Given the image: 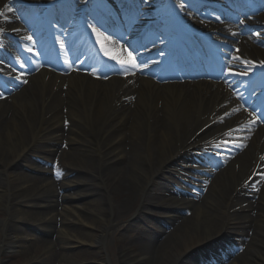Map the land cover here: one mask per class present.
Instances as JSON below:
<instances>
[{"label": "bare ground", "instance_id": "bare-ground-1", "mask_svg": "<svg viewBox=\"0 0 264 264\" xmlns=\"http://www.w3.org/2000/svg\"><path fill=\"white\" fill-rule=\"evenodd\" d=\"M54 1L0 0V11L5 13L0 16V80L6 90L11 82L19 86L17 92L0 95V173L7 176V182H0V207L6 208L5 218L0 219V253L25 247L27 234L20 226L29 221L20 213L21 205L30 201L29 208L40 210L39 227L60 216L55 232L58 245L66 250L61 255L67 264L64 260L73 259L81 244H99L114 221L113 214L121 218L132 207L133 197H139V213L159 208L167 213L168 222L152 234L138 231L129 244L135 243V248L120 254L127 262L177 264L190 250L237 231L236 240L244 252L226 264H264V124H259L252 111L254 103L262 101L259 94L245 101L231 86L171 79L167 71L137 61L133 67L128 63L130 52L113 39L126 42L133 26L107 29L113 38L98 39L111 57L102 66L82 62L79 54L69 51L67 47L76 41L93 52L80 37L68 38L66 47L56 54L35 52L44 35L31 11H47ZM231 2L237 5L236 0ZM16 4L24 8L20 15ZM191 4L185 29L203 33L213 24L215 12L204 11L193 0ZM192 15H197L195 20ZM17 18L24 22L22 30L35 29L32 40L16 36L12 22ZM160 30L165 36L154 47L167 49L172 44L168 41L172 30L165 24ZM257 32L264 38V28ZM15 44L18 54L12 56ZM237 53L256 59L258 69L264 68L263 48L250 45L246 50L241 44ZM230 69L225 68L220 77L235 89L247 88L248 80ZM215 136L221 139H211ZM209 141L221 142L215 151L220 155L233 145L240 150L215 170L206 167L209 159L192 154L197 149L208 150L204 145ZM62 143L76 151L74 155L83 159L84 167L68 164L65 178L59 181L55 168L45 170L36 161L28 167L43 173L40 182L33 175L11 178L9 167L32 153L36 145L34 156L43 161ZM206 154L212 156L214 151ZM185 160L202 165L186 171L189 164ZM76 171L85 176L70 179ZM171 172L174 180L163 182ZM57 187L62 193L58 194ZM27 189L29 194L20 195ZM117 189L123 199L112 207L110 198ZM52 196L61 207L55 214ZM179 209L191 210L193 217H177ZM34 258L32 264L52 260L49 255Z\"/></svg>", "mask_w": 264, "mask_h": 264}, {"label": "rangeland", "instance_id": "rangeland-1", "mask_svg": "<svg viewBox=\"0 0 264 264\" xmlns=\"http://www.w3.org/2000/svg\"><path fill=\"white\" fill-rule=\"evenodd\" d=\"M260 9L263 10L264 8H260ZM224 21L228 23L231 22L230 20H224ZM252 26L254 27V24H252ZM247 28L249 30L248 37L251 40L247 39V42L244 43L245 49L248 50V48H250L249 44L250 45L258 44L262 46L261 48H264V40H262L257 35H255V37L254 36L250 37L249 35L251 34L252 36V34H254L255 32L253 28L251 29L249 27ZM237 40H240V38H238ZM231 50L233 51L232 47ZM243 57H245L244 53H243ZM239 59L242 58L239 56ZM37 148L38 147L36 145L32 153L31 152L27 153L24 159L13 163L9 167L8 170L12 174L11 178L33 175L37 177V179H33V180H35L36 182H40L44 178L43 173L42 172L35 173L28 167L30 163L36 161H38L40 163V166L43 167V169L45 170L48 169V167L55 168L59 172L61 178L63 179L65 178V170H67L68 164L73 162L74 164L78 165L80 168L84 167V163L82 162L83 159L78 155L75 156L74 154L76 153V151L71 150V148L67 144L65 145L60 144L59 146H57L50 153V159L43 161L37 160V158H35L34 156L36 154ZM231 158L232 156L224 160H218L214 162V164L212 162L213 168L216 169L220 168V166L227 164ZM80 176L84 177L85 175L82 171H78V172L76 171L72 175H70V179L74 180L76 178H79ZM6 180H7L6 174L0 173V182L5 183L7 182ZM172 180L174 179L171 172V174L167 173L166 180H162V181L163 182L169 181L168 184H170ZM56 190L58 194L62 193V190L59 189L58 187L56 188ZM69 192H71V190H69ZM29 193L30 190L27 189V191L25 192L23 191V193H21L20 195L23 194V196H26ZM122 199L123 197L120 195V189H117L114 195L111 196L110 198V205L113 207ZM56 200L57 197L52 196L50 202L51 208L54 210V214L61 210V207L60 205L57 204ZM132 200H133L132 207L130 208V210L124 211L123 216L121 218H118L116 217L115 214H113L112 218L114 219V221L106 228L104 237L99 244H97L96 242H94L93 244H81L77 249V255L74 256L73 259H68V258L65 259L64 262L67 263L68 261L67 264H131V262H127L126 260H124L120 256V254L123 250L129 249V251H131V249L135 248V243L131 246H129V244L134 242L132 238H134L136 233L140 230H144L145 232H147V234H152V232L154 233L156 231V228L164 227V225L166 224L165 222H168L166 212L157 208V209H153L152 212L139 213L138 208L140 204L137 203L139 197H136L135 199L133 197ZM60 202L62 201L58 196V203ZM31 205H32V201H30L27 204L21 205L20 214L27 221H29L28 223H23L20 226V228H23L24 232L27 234V242L25 244V247L9 248L5 252L0 253V264H32L31 260L35 259L34 257L42 258L43 256L46 255L52 256V260L49 259L44 263H34V264H63V257L61 254L66 250L58 245V241L60 240V238L56 235L55 232V230H57L60 226V216H56V217L54 216V218L51 220L50 223H48L46 227H41V226L39 227L40 224H37V220L40 217V214L38 213L40 210L37 207L29 208V206ZM205 207H207V205L203 206L204 210ZM182 210H185L184 212L186 214H189V216L185 215L187 218H189L192 215L191 210L189 209L187 210L179 209L177 217L184 216V214L180 212ZM4 213H6V208L1 206L0 219L5 218ZM143 217L145 220L143 219ZM176 220L180 222V219H176ZM2 234H3V230L0 227V239L2 237ZM236 234L239 235L237 231L235 233H232V235L226 236V234H223V236L214 239L213 241L207 243V245L200 246L195 250L194 249L190 250L178 261L177 264H201L198 262V260L200 259H202V262L204 264H226L225 262L228 258L231 259L235 257L238 253L244 252V250L240 249V246L238 245V241L236 240ZM221 237L224 238L219 240ZM47 243L49 244L51 243V244L48 245V247L46 248ZM132 246H134V248ZM215 247H218L225 254L223 255L224 257H219V258L216 257L215 253H217V251L215 250ZM168 252L171 253V250L168 249ZM54 254L56 256H54ZM140 262L142 264L144 261H140ZM151 264H155V263L153 262Z\"/></svg>", "mask_w": 264, "mask_h": 264}, {"label": "snow or ice", "instance_id": "snow-or-ice-1", "mask_svg": "<svg viewBox=\"0 0 264 264\" xmlns=\"http://www.w3.org/2000/svg\"><path fill=\"white\" fill-rule=\"evenodd\" d=\"M87 2H88V0H84V3H87ZM181 7H183V5H181ZM4 14H5L4 12L0 11V16H3ZM217 19H219V18H217ZM90 27H91V26H90ZM93 31H96V30L93 29ZM99 35H100V34L98 33V36H99ZM29 39H31V37H29ZM102 47H103V45H102ZM106 54H108L107 51H106ZM129 57H130V60L128 61V63H131V64L133 65V67H136V64H135L134 60L131 59V53H129ZM112 58H113V59H116L115 56H113ZM121 63H124V61H121ZM225 115H229V114L226 113ZM232 131H234V130H232V129L229 130V132H232Z\"/></svg>", "mask_w": 264, "mask_h": 264}]
</instances>
